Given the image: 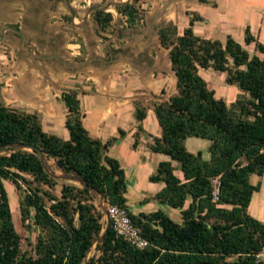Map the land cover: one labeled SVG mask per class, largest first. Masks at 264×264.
<instances>
[{
	"label": "trees",
	"instance_id": "obj_1",
	"mask_svg": "<svg viewBox=\"0 0 264 264\" xmlns=\"http://www.w3.org/2000/svg\"><path fill=\"white\" fill-rule=\"evenodd\" d=\"M138 2L114 8L129 28L143 24ZM186 16L188 25L182 33L172 22L158 32L169 52L176 94L147 106L134 102L138 123L152 107L160 137H154L150 149L169 158L149 178L164 184L153 200L178 210L181 222L161 209L138 214L129 210L125 172L107 155L117 138L103 143L91 137L82 124L76 92L61 94L68 140L46 133L37 114L0 102V147L20 144L40 150L63 176L81 180L103 195L110 207L123 209L148 242L145 249H137L119 237L111 223L103 234L104 214L94 203L95 194L76 184H59L45 171L36 151L19 150L0 154V264H84L94 245L99 255L91 256L87 264H261L254 255L264 247V223L248 209L264 177V43L248 26L244 44L254 46L253 55L231 36L224 43L201 38L194 25L203 18L188 11ZM93 18L103 33L113 31L111 12H96ZM209 69L224 74L225 84L236 87L239 93L232 103L216 98L209 89L200 74ZM142 132L139 125L134 148ZM190 138L208 142L206 157L188 151ZM252 176L260 179L255 185ZM5 181L19 194L21 223L38 232L34 245L28 238L31 252L22 249Z\"/></svg>",
	"mask_w": 264,
	"mask_h": 264
},
{
	"label": "crops",
	"instance_id": "obj_2",
	"mask_svg": "<svg viewBox=\"0 0 264 264\" xmlns=\"http://www.w3.org/2000/svg\"><path fill=\"white\" fill-rule=\"evenodd\" d=\"M206 1L208 6L214 2ZM221 1L225 0H219V3ZM197 3L201 5L199 0ZM219 3L215 2L211 7L218 9ZM77 10L79 13L73 24L60 0H0V35L7 27H13L20 30L24 36V40H21L14 32L6 31L4 40L0 43V102L16 111L37 114L43 130L52 135L50 132L53 127L63 123L65 127L67 120V109L61 94L74 91L80 103L82 124L91 137L103 143L112 137L117 138V142L109 149L107 155L110 156L116 149L126 150L134 158L132 168L145 170L144 162L149 153L156 154L151 151L150 145L153 144L154 137H160V128L154 120L151 121L152 129L146 128L148 120L151 119L152 107L147 108L145 120L138 123L134 116V102L141 101L147 106L151 101H167L159 96L167 90L166 72H174L169 52L162 47L158 36L159 30L166 24L159 25L161 16L152 22L148 21L145 15V22L136 28H129L123 20L118 26L112 24L114 30L111 33H103L93 15L84 22L83 9ZM199 15L203 21L195 23L194 27L199 23L209 25L206 18ZM169 17L167 22L176 21L175 18H171V14ZM260 21L263 22V18ZM247 26L252 32L246 22L242 28L245 30ZM182 31L179 30V33ZM204 36L201 38H205ZM225 39L226 37L222 43ZM237 41L241 44L239 39ZM241 45L246 46L244 43ZM238 93L235 90L226 103H232ZM92 97L98 98L100 105L91 104L85 109L82 98ZM122 112L134 117V122H131V128L127 131L120 127L123 120ZM113 123L115 134L106 138V124L112 126ZM139 125L143 132L140 134L137 147L134 148L133 143ZM120 131L124 134L120 135ZM68 139L69 132L66 129L64 140ZM129 139L132 141L130 147ZM195 148L192 145L191 152L194 154L199 152H195ZM161 156L160 162L169 160L168 157ZM118 162L125 172L129 190L132 188L130 185L132 182L129 184V172L119 160ZM156 168L153 171H145V180L150 182L149 178L155 173ZM176 174L181 177L179 172ZM142 180L140 178L133 184L139 185ZM163 187L162 183L157 187L156 193L144 199L137 194L130 195L127 190L129 210L133 214L155 212L156 207L150 211L143 205L150 202L159 205L153 197ZM130 197L137 205L136 211L129 205ZM248 211L253 218L264 223V177L261 180L260 191L254 193ZM175 214L170 217L180 223L181 219L178 218L180 212L177 210Z\"/></svg>",
	"mask_w": 264,
	"mask_h": 264
},
{
	"label": "rangeland",
	"instance_id": "obj_3",
	"mask_svg": "<svg viewBox=\"0 0 264 264\" xmlns=\"http://www.w3.org/2000/svg\"><path fill=\"white\" fill-rule=\"evenodd\" d=\"M72 4V6L77 9H86L91 6L103 4L105 2L111 1V0H69ZM119 1V0H115ZM213 3H210L211 5L208 6H202L199 5L197 2L198 0H139L138 6L143 12L144 16L147 15L148 21H154L157 20L156 18L161 16L163 19H159V25H164L172 22L174 25L177 26V28L182 31L184 28L188 25V17L186 16V12H195L197 14H201L204 16L208 22L209 25L204 26V24H198L194 27V30L198 31L196 34H198L199 37H202V35H205L204 37L206 39H214L222 42L225 37L231 36L236 41L239 39L241 41V44L244 43V29L242 28L243 23L246 22V25H249L252 29V35L257 38L258 41L264 43V0H225L224 2H220L219 0H213ZM219 3L218 9H215L214 6L215 2ZM165 11V12H164ZM111 13L113 14V22L112 24L115 26H118L123 23V18L121 15H119L115 9H111ZM163 14V15H162ZM171 14V18H175L176 21H168L169 15ZM174 16V17H173ZM263 18V22L260 20ZM145 22V17L143 20V23ZM114 30V29H113ZM203 31V32H202ZM201 33V34H200ZM204 33V34H203ZM238 42V41H237ZM251 55L254 54V46H245L244 47ZM201 76L203 79L207 82V85L210 90H213L215 92V97L219 99H223L225 102H228L230 99V96H232L235 92V90L238 92L236 87L228 86L225 84V75L215 72L211 69L209 70H201ZM166 81L167 90L160 94L159 98L168 100L169 96L176 94V77L175 74L167 71L166 72ZM168 95V96H167ZM100 100L96 97L92 98H82V103L84 105V108L87 109L88 106L92 105H100ZM153 101H151L152 103ZM97 103V104H96ZM62 107L64 108L63 103ZM123 120L120 123V127L123 130H129L131 128V122H134L133 115H130L128 113L122 112ZM156 121L155 116L153 112L151 113V119L148 120L146 128L148 130H151V121ZM106 124L105 129V137L110 138L112 135L115 134V127L114 123L111 124L112 126ZM52 129V128H51ZM50 132L52 135H55L59 138L64 139L65 137V127L64 123L62 125L58 124L53 127V129ZM131 140H128L129 147L131 144ZM186 147L189 152H191L192 145H194L195 152L201 151L203 155L207 156V148L208 145L207 141L196 139V138H190L186 142ZM9 151L5 150L1 152V154H8ZM110 156H113L117 158L125 167V169L129 172V184L132 186L131 189L128 190L130 195H140L142 199L149 195H153L156 193V189L159 185H162V183L158 184H152L148 180H145L144 175L146 170L153 171L157 164L162 160V156L158 154H152L149 153V156L147 157L146 161L144 162V165H146V169L140 171V169L132 168V165L134 163V158L131 157L126 150L122 149H116L115 151H112ZM146 156V155H145ZM142 161V159H140ZM48 168L51 172H53L56 175H60L61 173L57 171L54 167V164L52 161H47ZM132 168V170H130ZM132 173V174H130ZM180 173V172H179ZM142 178L143 180L139 183V185H134L133 182L136 180H140ZM251 183L257 184V182L260 180L257 176L251 177ZM59 184H75L70 183L68 181L59 180ZM78 185V184H76ZM5 189L8 193L9 197V203L10 207H12L13 212V221L15 223V227L17 232L22 238V249L26 250L27 252H31L33 250V247L28 246V238L30 239L31 243L34 245L36 242L37 237V231H28L20 220V212H19V194L15 187L12 185L11 182H4ZM24 191V189L22 190ZM57 191H59V188H57ZM22 194V192H21ZM94 203L97 206V208L102 212L101 207L102 204L105 206L108 205L106 201L102 203V200L99 195H95ZM129 205L133 211H136L137 205L134 204L131 197L129 198ZM109 206V205H108ZM153 206V207H152ZM143 207H146L150 209V211H153V209H156L154 211H157L159 209H163V211L167 215L175 216L177 210L171 209L168 206H159L156 205L155 202L150 203H144ZM179 219H181L180 215L178 216ZM103 224L106 225V217L104 215ZM96 245L93 246L90 254L88 255V259L91 256H98L99 253L95 251Z\"/></svg>",
	"mask_w": 264,
	"mask_h": 264
},
{
	"label": "water",
	"instance_id": "obj_4",
	"mask_svg": "<svg viewBox=\"0 0 264 264\" xmlns=\"http://www.w3.org/2000/svg\"><path fill=\"white\" fill-rule=\"evenodd\" d=\"M129 1L130 0H119V1L111 0V1L105 2L103 4H99V5L88 7V8L83 10V12L85 13L84 22L87 20V18L91 17L96 12H111V9H114L117 6L124 5L125 3H128ZM60 2L62 4L63 8L70 15V17L72 19V23L74 24L75 20L77 19V15L79 13V10L75 9L72 6V4H71V2L69 0H60ZM6 31H12L15 34H17L20 37L21 40H24V36H23V34H22V32L20 30L15 29L13 27H7ZM6 31H4L0 35V43L3 42ZM5 150L9 151V153H12V152H15V151H19V150L36 151L38 153V155H39V158L41 160V163H42L45 171L49 175L53 176L57 181H59V180L68 181L70 183L78 184L81 188L89 189L93 194L99 195L101 200H102V203H104V201H105L104 196L101 195V194H97V192L95 190L90 189L81 180H79L77 178H73V177H65L62 174L56 175L53 172H51L49 170V168H48V164H47V160L45 158V155L40 150L34 149L33 147H30V146H25V145H20V144H12V145H7V146L0 147V154H1V152L5 151ZM2 155H5V154H2ZM101 210H102L103 214L106 217V226H105V230L103 232V234H104L105 231L110 227V217H109V214H108V205L105 206L104 204H102ZM103 234L100 236V238L97 239L96 243L101 241V239L103 238ZM92 248L88 251L87 256L84 259V264H87L88 255L90 254Z\"/></svg>",
	"mask_w": 264,
	"mask_h": 264
},
{
	"label": "built area",
	"instance_id": "obj_5",
	"mask_svg": "<svg viewBox=\"0 0 264 264\" xmlns=\"http://www.w3.org/2000/svg\"><path fill=\"white\" fill-rule=\"evenodd\" d=\"M219 185L218 179L213 181V197L215 200H217ZM108 214L113 230L124 241L140 250L145 249L148 246V242L141 236V230L131 222L127 213L123 209L108 206ZM254 257L256 263L264 264V247L256 253Z\"/></svg>",
	"mask_w": 264,
	"mask_h": 264
}]
</instances>
